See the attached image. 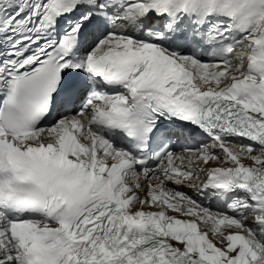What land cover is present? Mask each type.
Masks as SVG:
<instances>
[{
  "label": "snow or ice",
  "instance_id": "6c2138e0",
  "mask_svg": "<svg viewBox=\"0 0 264 264\" xmlns=\"http://www.w3.org/2000/svg\"><path fill=\"white\" fill-rule=\"evenodd\" d=\"M0 264H264V0H0Z\"/></svg>",
  "mask_w": 264,
  "mask_h": 264
}]
</instances>
